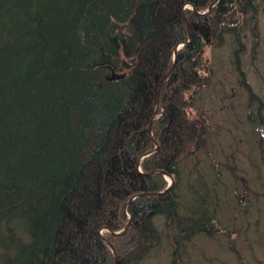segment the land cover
<instances>
[{
    "label": "trees",
    "instance_id": "1",
    "mask_svg": "<svg viewBox=\"0 0 264 264\" xmlns=\"http://www.w3.org/2000/svg\"><path fill=\"white\" fill-rule=\"evenodd\" d=\"M215 1L0 0V264H116L106 241L118 264L137 263L162 241L156 216L186 240L221 231L208 211L209 229L180 216L177 194L178 168L207 142L186 96L208 84L207 53L228 35L238 56L258 14L256 0L183 11ZM158 102L160 147L139 166ZM154 171L174 187L160 194L168 183Z\"/></svg>",
    "mask_w": 264,
    "mask_h": 264
},
{
    "label": "rangeland",
    "instance_id": "2",
    "mask_svg": "<svg viewBox=\"0 0 264 264\" xmlns=\"http://www.w3.org/2000/svg\"><path fill=\"white\" fill-rule=\"evenodd\" d=\"M256 5L254 24L250 26L248 19L244 23L247 36L238 56L259 101H253L242 85L235 63L240 45L228 36L222 48L207 53L208 84L186 96L190 117L205 126L207 142L180 165L177 192L183 213L191 214V206L203 203L219 218V225L236 230L240 238L234 246L243 263L228 251L227 237L200 234L180 238L177 244L178 228L156 216L162 241L133 264H264V138L259 126L264 119V0H256Z\"/></svg>",
    "mask_w": 264,
    "mask_h": 264
},
{
    "label": "bare ground",
    "instance_id": "3",
    "mask_svg": "<svg viewBox=\"0 0 264 264\" xmlns=\"http://www.w3.org/2000/svg\"><path fill=\"white\" fill-rule=\"evenodd\" d=\"M221 2V0H216L215 1V3H213L212 5H211V7L208 9V10H206V11H204V12H198L197 10H196V8H195V6L194 5H192V4H187V5H185L184 6V8H183V11H185V10H191V11H193V13H195V14H197V15H199V16H207V15H209L210 13H211V10L216 6V4H218V3H220ZM244 21H246V20H244ZM240 39H241V42L243 41V39H244V37L245 36H247V34H246V32H243V31H241V33H240ZM228 36H231V35H228ZM227 36V37H228ZM232 38H234V39H236L235 38V36H231ZM189 42V41H188ZM191 42V41H190ZM182 43H187V42H181V43H179L178 45H177V47L175 48V50H174V53H173V56H176V57H178L177 55H178V53L181 51V49H184V48H186V47H188L189 46V44L190 43H188L187 45L185 44V45H183ZM243 43V42H242ZM243 45H244V43H243ZM176 49H178V50H176ZM244 50V49H243ZM243 50H241V51H243ZM175 57V58H176ZM177 61V58L175 59V62ZM235 63H236V65H237V69L238 68H241V64H240V57L239 56H236V60H235ZM176 64V63H175ZM174 64V65H175ZM174 65H173V68L171 69V71H170V74H171V72H173V70H174ZM208 70L207 71H205L204 73H203V76L204 75H206V77L208 78V77H210V76H208ZM169 75V74H168ZM164 84V83H163ZM163 84H162V86H163ZM161 86V87H162ZM203 88H201V90H202ZM196 91V90H195ZM197 92H198V90H197ZM188 101H189V99H188ZM190 103V102H189ZM160 104V103H159ZM158 108H159V105L157 104V107H156V112H157V114H156V112L154 113V116L152 117V120H151V124H153V120L159 115V111H158ZM190 115V114H189ZM150 132V131H149ZM150 137H151V140H152V142L153 143H155V148L153 149V151H151V152H149V153H147L146 155H143V157L142 158H140L139 160H138V165L140 166V163L143 161V159L144 158H146V157H148L150 154H154V152H156L158 149H159V147H160V143H158L155 139H154V137H153V132L151 131V135H150ZM156 143H158V146H157V144ZM139 166H138V168H139ZM140 173H142L141 172V169H140ZM155 173H159V174H162V173H164V172H159V171H154L153 173H150V174H148V175H154ZM178 174H179V168H178ZM162 175H164L165 176V178H166V180H167V183H168V187H167V189H166V191L165 192H161L160 194H165L167 191H170L173 187H174V185H175V179L172 177V175H170V174H167V173H164V174H162ZM179 177H180V174H179ZM178 192H179V190H178ZM180 193V192H179ZM179 197H180V195H179ZM181 199V198H180ZM178 202H182V200H178ZM179 206L181 207V205L179 204ZM195 206V205H194ZM193 206H191V208H192ZM181 208H183V207H181ZM191 211V214H189V212H187V214H185V213H183V209H181V211H180V216H185V215H190V218H192V219H194V222H196V224L199 226V227H201V228H210V227H207V226H205V225H209L210 226V218H211V216H209L208 215V213L210 214L211 212L209 211L208 213H207V209L205 208V207H199V208H195V209H193V210H190ZM163 217V216H162ZM128 218L130 219V221L128 222V224H127V226L125 227V230H123L121 233L122 234H124L125 232H126V230H127V228H128V226H130V224H131V220L133 219L132 218V216H131V214H129L128 213ZM217 219H216V221L217 222H219V218L218 217H216ZM167 221V220H166ZM218 225H219V223H217ZM222 225H219V227H220V229H221V231L220 232H215L212 236H214V237H216V235H223V236H225V237H227L228 238V240H229V235H231V236H233V238L235 239L234 240V244H235V241H236V238L238 237V239L240 238V236H238V235H236L235 233V229H232V227L230 228V227H226V228H223V226L221 227ZM189 230H191V229H189ZM226 234H228V236L226 235ZM235 234V235H234ZM181 237H179V239L177 240V243H179V242H181V239H180ZM215 245H216V243H215ZM116 262V261H115ZM117 264H118V262H116Z\"/></svg>",
    "mask_w": 264,
    "mask_h": 264
},
{
    "label": "water",
    "instance_id": "4",
    "mask_svg": "<svg viewBox=\"0 0 264 264\" xmlns=\"http://www.w3.org/2000/svg\"><path fill=\"white\" fill-rule=\"evenodd\" d=\"M188 43H190V41L189 42H187V43H182L183 45H187ZM176 50H178V49H176ZM174 57H176V56H174ZM177 58V57H176ZM175 58V59H176ZM158 105H159V102L157 103ZM156 114H157V112H156ZM149 131L151 132L152 131V124L150 125V128H149ZM157 144V146H158V143H156ZM162 174H164V173H162ZM120 234H122V233H120ZM102 240L103 241H106V239L105 238H102ZM106 243L108 244V246L110 247V249H111V251H113V254H114V256H115V261L117 262V251H116V249L114 248V246L112 245V243H110V242H108V241H106ZM117 264V263H116Z\"/></svg>",
    "mask_w": 264,
    "mask_h": 264
}]
</instances>
